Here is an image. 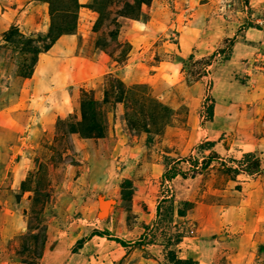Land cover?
Wrapping results in <instances>:
<instances>
[{
	"label": "rangeland",
	"instance_id": "374dc122",
	"mask_svg": "<svg viewBox=\"0 0 264 264\" xmlns=\"http://www.w3.org/2000/svg\"><path fill=\"white\" fill-rule=\"evenodd\" d=\"M82 1L0 0V264H264V0Z\"/></svg>",
	"mask_w": 264,
	"mask_h": 264
},
{
	"label": "crops",
	"instance_id": "0c3cea01",
	"mask_svg": "<svg viewBox=\"0 0 264 264\" xmlns=\"http://www.w3.org/2000/svg\"><path fill=\"white\" fill-rule=\"evenodd\" d=\"M15 1H21V0H14V2ZM25 1V0H24ZM78 2L79 3H82L83 1L82 0H78ZM36 3H38V5L39 4H45V2H43V1H38V2H36ZM34 7L35 6H33V7H31V11L29 12L30 14H31V16L29 17V18H26V20H25V22H26V25H27V23H30L31 24V26L32 27H37V21L39 20L37 17L38 16H36L34 13H33V9H34ZM13 11H16L17 12V10L16 9H14ZM27 11V10H26ZM4 13L5 12H2V10H0V15L1 16H3L4 15ZM21 13H22V11H21ZM23 15V14H22ZM1 16H0V32H2V31H4L5 29H6V26L5 25H3V19H1ZM6 17V24L8 25V24H10L9 23V17L6 15L5 16ZM13 21V18L11 19V21L10 22H12ZM21 22H20V26H18V27H21V28H24L25 26L23 25V26H21ZM37 31V30H36ZM20 32L21 33H23V31L22 30H20ZM62 37H60V38H58L55 42H54V44L51 46V48H50V50L53 48V46L55 45V43L56 42H62V40L63 39H61ZM43 55H45V54H43ZM40 60V59H39ZM49 62H52V58H46V60L44 59V61H42V67H41V75H40V78H39V80H38V75L39 74H35V71L33 72V74H32V76L30 77V78H28V79H26V81L25 82H27L30 86H31V88L29 89V88H27V92L29 93V95H31L33 98L35 97V96H38V95H40V94H42V93H44V92H46V94H48V92H49V90H54L53 88V85H52V82H54V75H52V73H51V71L53 70V69H51V71H50V69H48L47 68V64H49ZM39 63H37V65H38ZM36 68H37V66H36ZM39 87L40 88H42V90H40L39 89ZM29 90H31V91H33V94L29 91ZM54 94V93H53ZM213 148V147H212ZM191 220H194V206H193V208L191 209ZM186 219V218H185ZM201 219V220H200ZM203 218H200V216L198 217V221L199 222H201V223H203ZM203 235H204V237L206 238L208 235H209V231L207 230V229H205V227H203ZM175 252V255H176V257L177 258H181V259H189V258H191V259H193V260H196L197 262H198V264H210V262H208V259H206V258H204L202 255H201V257H199V258H197V257H195V255H194V250H193V253H190L189 255H185V256H180V254L177 252V251H174ZM202 252V251H201ZM200 252V253H201ZM140 263L141 264H160L159 263V260L158 259H152V258H143V261H140ZM168 264H170V263H168Z\"/></svg>",
	"mask_w": 264,
	"mask_h": 264
},
{
	"label": "trees",
	"instance_id": "16d2710c",
	"mask_svg": "<svg viewBox=\"0 0 264 264\" xmlns=\"http://www.w3.org/2000/svg\"><path fill=\"white\" fill-rule=\"evenodd\" d=\"M50 16H51V14H50ZM51 24H52V26L50 28V31L47 34H45V38H46L45 40L46 41H45V43H44V45L42 47V49H43L42 51L48 50L50 48V46L54 43L56 38H58L61 34H63V32L60 31V27H57V32H55L53 30L54 24L53 23H51ZM13 29L8 30V32L6 34H9ZM65 32L67 33V32H69V30L66 29ZM17 33L20 36L25 37L22 34H20L18 31H17ZM38 36H40V35H38ZM231 42H232V40L229 41L230 45H231ZM36 51H37V53L41 52V51H38V50H36ZM102 102H103V100H102ZM99 106H100V103L98 101L94 100V99H84V100H82V106H81L82 107V115H81V121H79L78 124L81 125V124H84V123H88V130H90V131H93V130L97 129V124L92 119H93V116H95ZM205 109H206L205 110L206 111V118H207L208 121H210L212 119V113H213V103H212V101H210V104ZM206 145L208 146V149H211V147L213 146V143L212 142H207ZM248 157H250V153L244 154V159L248 158ZM204 163H200V167H203ZM180 236H181L180 234H176L175 235V239H174L175 244L180 241V239H181ZM112 240H114L115 242H117V243H119L121 245H125L119 239H112ZM168 241H171V240H168ZM78 242L80 244V241H78ZM169 245L170 244L166 242V246H164V247H166L165 250H166V252L168 254L167 255V259H168V262L170 264H198V262L196 260H193L191 258H189V259L177 258L175 253L173 252V250L168 249Z\"/></svg>",
	"mask_w": 264,
	"mask_h": 264
},
{
	"label": "bare ground",
	"instance_id": "6f19581e",
	"mask_svg": "<svg viewBox=\"0 0 264 264\" xmlns=\"http://www.w3.org/2000/svg\"><path fill=\"white\" fill-rule=\"evenodd\" d=\"M110 202V201H109Z\"/></svg>",
	"mask_w": 264,
	"mask_h": 264
}]
</instances>
